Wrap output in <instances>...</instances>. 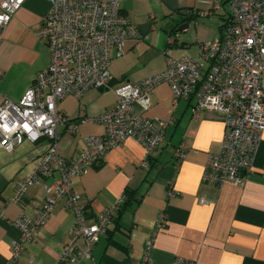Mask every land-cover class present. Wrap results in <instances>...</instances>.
Masks as SVG:
<instances>
[{
    "label": "crops",
    "instance_id": "0c3cea01",
    "mask_svg": "<svg viewBox=\"0 0 264 264\" xmlns=\"http://www.w3.org/2000/svg\"><path fill=\"white\" fill-rule=\"evenodd\" d=\"M227 0H121L119 8L139 36L124 43V52L109 65L112 83L138 82L164 70L169 59H196L201 42L220 35L228 18ZM49 9L47 0H25L1 32L0 102H18L32 85L38 71L49 63V50L35 31ZM184 24H188L184 27ZM194 99H179L167 83L155 87L146 110L148 118L171 121L164 141L149 157L131 137L108 150L83 175L71 179V189L80 195L87 221L93 223L125 191L134 197L108 226L91 249L89 257L76 264H140L145 240L153 235L152 264H243L246 258L264 262V130L250 170L241 171L243 183L215 186L202 181L208 154L219 150L226 130L224 118L213 111L192 112ZM111 89L89 88L80 97L67 95L57 109L77 123L74 133L58 128V152L67 159L86 150L85 138L99 136L101 124L94 118L112 107ZM185 146L181 163H174L175 149ZM47 139H23L7 152L0 147V264H66L57 260L62 245L70 242L74 212L59 202L25 245L17 260L10 259L12 241L19 236L13 220L20 214L35 217L45 204L46 191L54 177L30 185L21 202L9 199L14 183L31 172L45 151ZM168 182L177 190L167 197ZM204 202H200V198ZM163 212L167 224L155 230ZM82 238L75 250H84Z\"/></svg>",
    "mask_w": 264,
    "mask_h": 264
},
{
    "label": "built area",
    "instance_id": "2783aa9c",
    "mask_svg": "<svg viewBox=\"0 0 264 264\" xmlns=\"http://www.w3.org/2000/svg\"><path fill=\"white\" fill-rule=\"evenodd\" d=\"M24 1L0 0V44L1 32ZM47 1L48 12L35 36L45 42L49 63L37 72L18 102L7 98L0 102V147L10 152L25 138L32 142L48 140L31 172L14 183L10 202H21L27 188L40 184V178H57L50 185L42 184L45 204L35 217L20 214L13 220L19 236L12 241L11 260H17L59 202L74 212L75 221L70 230L72 238L62 245L57 260L76 264L80 258L90 256L92 247L117 215L123 195L89 223L79 204L80 195L70 187L71 179L87 173L127 137L144 148L146 157L141 165H148L151 154L163 143L165 128L171 121L145 117L135 110L134 104L146 110L151 94L161 83L169 85L174 104L179 99H194V115L207 110L224 118L226 130L221 145L218 151L208 154L202 181L215 186L243 183L240 172L252 168L264 130V0H227L228 18L220 35L201 42L198 58L169 59L161 72L138 82L117 84L112 83L110 62L123 54L127 39L139 36L130 18L121 12V0ZM89 88L111 89L116 102L94 118L103 127L102 134L87 136L86 150L67 159L58 152V128L64 126L71 134L77 123L58 111L57 102L67 95L80 97ZM185 149L183 143L175 149L176 166L184 158ZM166 194H177L172 182H168ZM204 201L201 197L200 202ZM0 216L4 217L2 208ZM166 224V216L160 212L155 230ZM153 235L144 242L140 264L153 263ZM78 238L84 242L82 251L74 249Z\"/></svg>",
    "mask_w": 264,
    "mask_h": 264
},
{
    "label": "trees",
    "instance_id": "16d2710c",
    "mask_svg": "<svg viewBox=\"0 0 264 264\" xmlns=\"http://www.w3.org/2000/svg\"><path fill=\"white\" fill-rule=\"evenodd\" d=\"M134 197V193L132 191H125L123 194V202L117 212V215L113 218V220L120 215V213L125 209L126 205L130 202V199ZM243 264H264L262 261L255 260L253 258H246L243 261Z\"/></svg>",
    "mask_w": 264,
    "mask_h": 264
},
{
    "label": "water",
    "instance_id": "95a60500",
    "mask_svg": "<svg viewBox=\"0 0 264 264\" xmlns=\"http://www.w3.org/2000/svg\"><path fill=\"white\" fill-rule=\"evenodd\" d=\"M188 24H184V27H187Z\"/></svg>",
    "mask_w": 264,
    "mask_h": 264
}]
</instances>
